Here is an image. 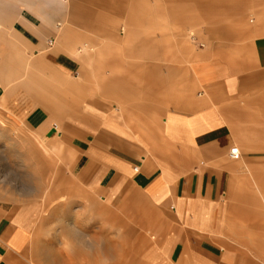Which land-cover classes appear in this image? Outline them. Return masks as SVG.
<instances>
[{
    "label": "crops",
    "instance_id": "obj_1",
    "mask_svg": "<svg viewBox=\"0 0 264 264\" xmlns=\"http://www.w3.org/2000/svg\"><path fill=\"white\" fill-rule=\"evenodd\" d=\"M97 1L108 7V0ZM181 5L183 23L188 18L205 42L198 51L168 45L166 54L152 51L166 64L141 56L131 69L115 58L97 81L100 70H87L84 84L75 30L95 22L78 0H0V116L45 137L57 133L56 121L65 129L59 137L70 141L74 157L53 183L70 211L50 216L54 223L69 215L77 232L76 217L83 216L81 223L105 241L110 202L118 200L142 231L159 234L165 264H264V0ZM106 23L110 41L130 33L118 32L116 15ZM164 35L157 40L181 39ZM123 69L150 80L123 81L114 75ZM18 194L0 203V264H32L40 229L52 223L41 200ZM45 258L64 264L52 253Z\"/></svg>",
    "mask_w": 264,
    "mask_h": 264
},
{
    "label": "rangeland",
    "instance_id": "obj_2",
    "mask_svg": "<svg viewBox=\"0 0 264 264\" xmlns=\"http://www.w3.org/2000/svg\"><path fill=\"white\" fill-rule=\"evenodd\" d=\"M173 1L177 5L168 8V3ZM181 1L108 0V7L104 8L97 0L96 4L78 0V10L92 16L95 22V25L80 22L75 30L82 64L78 80L85 84L87 70L95 68L100 70L94 73L97 81L98 76L104 75L103 66L106 65L108 69V62L115 58L126 62L127 67L124 66V69L134 68L136 60H140L141 56L148 62L153 60L166 64L165 57L164 60H158L152 57V51L164 49L166 54L168 45L175 52H182L183 49H190L191 53L198 51L205 42L200 40L197 26H189L188 18L187 23H183L184 9L181 7ZM118 7L122 8L121 13H115L114 9ZM114 15L120 19L118 32L124 29L130 31L122 34L124 37H121V33H115L119 38H124L122 41L108 40L113 38L110 35L113 33H107L111 26L106 22L108 17ZM152 15L154 21L151 19ZM171 21L176 24L167 26V22ZM168 32L175 33L176 36L180 34L181 39L157 40V34L166 35ZM112 43L121 45L112 51L103 48L104 45ZM178 61L175 59V64L179 63ZM124 69L114 75L122 76L123 81L140 80L142 75L145 80H150V74H136ZM19 75L18 81H21V72ZM53 126L57 133L45 137L35 129L28 128L21 120L13 121L8 116H0V203L11 202L13 198L21 199L18 193L25 190L30 200H41L44 216L52 220L50 225L41 227L40 240L34 242L30 250V262L48 264L50 260L45 256L52 253L57 259L56 262L64 264H165V250L158 245L159 234L150 229L142 231L136 223V218L126 215L124 203L118 200L110 202L111 224L109 236L105 233V241L102 232L94 235L81 223L83 216L76 217L77 232V228L70 225L69 215L64 216L62 222L54 223L56 217L50 216H60L70 211L69 200L62 202L55 195L54 178L66 175L74 153L70 149V141L65 136L59 137L66 132L60 122H54ZM39 141H43L49 151H41ZM53 145L59 146L55 153L52 151ZM62 203L64 208L58 210L56 207ZM256 237L262 238L259 235ZM256 243L262 246V240L258 239ZM260 251L262 252V249Z\"/></svg>",
    "mask_w": 264,
    "mask_h": 264
},
{
    "label": "built area",
    "instance_id": "obj_3",
    "mask_svg": "<svg viewBox=\"0 0 264 264\" xmlns=\"http://www.w3.org/2000/svg\"><path fill=\"white\" fill-rule=\"evenodd\" d=\"M230 155L232 158H237L240 155V150L238 146H234L230 150Z\"/></svg>",
    "mask_w": 264,
    "mask_h": 264
}]
</instances>
